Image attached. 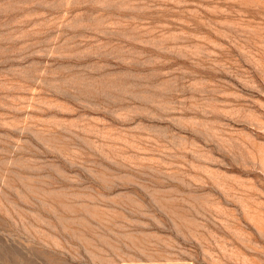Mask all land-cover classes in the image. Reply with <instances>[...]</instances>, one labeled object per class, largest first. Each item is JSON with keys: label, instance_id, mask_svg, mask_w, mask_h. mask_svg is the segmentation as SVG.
I'll return each mask as SVG.
<instances>
[{"label": "rangeland", "instance_id": "rangeland-1", "mask_svg": "<svg viewBox=\"0 0 264 264\" xmlns=\"http://www.w3.org/2000/svg\"><path fill=\"white\" fill-rule=\"evenodd\" d=\"M0 264H264V0H0Z\"/></svg>", "mask_w": 264, "mask_h": 264}]
</instances>
